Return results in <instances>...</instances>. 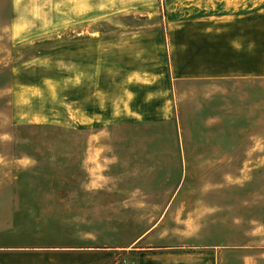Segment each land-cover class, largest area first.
<instances>
[{
	"label": "rangeland",
	"instance_id": "rangeland-1",
	"mask_svg": "<svg viewBox=\"0 0 264 264\" xmlns=\"http://www.w3.org/2000/svg\"><path fill=\"white\" fill-rule=\"evenodd\" d=\"M223 3L0 0L1 245L162 221L128 264H264V76L207 78Z\"/></svg>",
	"mask_w": 264,
	"mask_h": 264
},
{
	"label": "crops",
	"instance_id": "crops-1",
	"mask_svg": "<svg viewBox=\"0 0 264 264\" xmlns=\"http://www.w3.org/2000/svg\"><path fill=\"white\" fill-rule=\"evenodd\" d=\"M221 1H224L222 11L212 10L206 20L207 78L247 79L251 83V80L264 76V3L259 0L256 4L254 1L252 7L242 8L240 5L244 0ZM171 203L164 209L163 216ZM161 225L162 221H157L128 244L108 248L88 243L79 245L83 240L47 247L0 244V264H128L129 254L134 251L132 245L150 237L152 231ZM172 247L162 245L161 248ZM145 260L141 257L139 264H146Z\"/></svg>",
	"mask_w": 264,
	"mask_h": 264
}]
</instances>
